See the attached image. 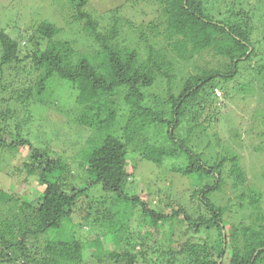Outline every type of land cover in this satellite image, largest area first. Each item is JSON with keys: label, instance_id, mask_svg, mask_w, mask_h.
I'll return each instance as SVG.
<instances>
[{"label": "trees", "instance_id": "16d2710c", "mask_svg": "<svg viewBox=\"0 0 264 264\" xmlns=\"http://www.w3.org/2000/svg\"><path fill=\"white\" fill-rule=\"evenodd\" d=\"M88 1L67 0L70 8L64 13L65 25L84 21L82 33L99 42L97 50L78 57L72 41L58 39L64 34L63 26L35 18L39 0H0V157L8 152L15 158L29 148L26 161L12 167L10 163L6 169L15 184L0 188V264H89L86 251H91L92 264H177L176 254L169 253L177 230L183 236L191 230H206L218 237L206 246L191 244L188 237L177 255L191 247L186 260L190 264H264V194L259 192L243 205L241 201L250 194L246 172L239 155L226 147L229 139L240 136L231 135L228 129V139L219 131L222 121H234L222 116L211 123L209 116L204 117L206 125L196 124L192 120L196 116L188 110L193 103L201 107L209 96L221 93L217 84L233 81L251 62L257 51L252 40L256 30L253 15L239 0H157L165 29L175 38L171 47L182 60L190 62L208 53L225 60L219 68L190 76L178 93L173 62L164 66L150 58L158 72L152 74L139 64L146 44L142 49L125 50L114 45L118 37L114 28L107 34L98 30L95 16L105 9L94 16L85 9ZM103 1L116 3L117 11L125 3ZM10 32H16L15 36ZM253 71L255 77L248 78L241 94L264 91V60ZM53 78L75 89V103L84 114L75 122L82 127L87 128L83 122L96 108H102L103 102L122 99L125 105L123 110L110 112L98 129L90 128L85 140L79 135L67 158L51 156L21 136L29 119L20 122L11 106L12 102L32 106L43 101ZM164 79L166 100H160L164 110L155 111L147 99L148 91L162 85ZM259 101L263 106L261 96ZM122 111L123 123L118 117ZM249 113L250 121L259 118L257 132H248L260 139L256 151L261 152L264 107L262 111L257 105ZM10 123L14 124L15 139L7 131H11ZM150 132H155L153 139L148 137ZM200 136L205 137L204 152L196 153L192 143L201 145ZM80 140L81 148L76 147ZM180 158L184 161L178 165L174 161ZM131 161L134 166L129 172ZM142 161L165 170L169 178L171 174L192 181L193 197L200 207L194 212L183 206L175 209L167 185L157 183L153 196L160 200L155 206L135 194V188L127 189L136 177V162ZM261 177L264 182V173ZM227 184L239 192L241 204L234 215L211 199L216 195L222 198ZM30 187L36 188L38 201L26 192ZM246 210L250 223L241 226L230 220ZM109 244L113 247L107 248Z\"/></svg>", "mask_w": 264, "mask_h": 264}, {"label": "rangeland", "instance_id": "374dc122", "mask_svg": "<svg viewBox=\"0 0 264 264\" xmlns=\"http://www.w3.org/2000/svg\"><path fill=\"white\" fill-rule=\"evenodd\" d=\"M121 1L125 3L120 11L115 9L117 6L115 5L116 3H113L112 5L109 1L103 0L88 1V5L85 9L94 16L99 10L105 9L102 13L99 12V14L95 16L99 21L98 30L102 34H107L114 28L115 34L118 36L114 45L120 49H142V46L146 44L144 51L140 53L139 64L146 67L152 74L157 75L158 72L151 63L150 58L155 59L164 66L167 65L169 60L172 61L174 65L173 75L175 76L174 87L176 92L179 93V88L182 87V84L185 80H188L190 76L203 75V70L216 69L225 64V60L220 59L211 53L203 54L190 62L182 60L171 47V43H174L175 38L171 37L169 35L170 32H167L165 29L163 16L161 15V7L157 0H120L118 2L120 3ZM257 1L258 0H239V3H242L244 8L254 17L256 30L252 40L255 43L257 51L253 59L250 63L244 65L246 68H243L242 73L233 81H230L225 85L222 81H220L219 84H217L218 82L215 83L217 84V90L221 92L218 93L217 96H209L205 102H201V107H199L196 102L188 107V110L196 116V119L192 118L193 122L196 124L201 123L202 125H206L207 122H204V117L206 118L209 116H212L210 118L211 123H215V117L221 120L222 116H224V118L227 117V119H233L234 122L231 124L227 121H222L219 126V131L221 132V135L222 133H226L225 136H222L228 139L230 138L227 134L228 132H226L228 129L232 130L230 131L231 135L240 136V139H229V144H227L226 147H229L228 149L230 151L239 155L240 159H242L241 165L246 172L248 180L246 182V188L250 194L246 196L244 201H241L244 202V206H247V204L252 202L259 192L264 194V182H262V180V183L260 182V178H262L261 176L264 173V149L261 152L256 151V148L260 146V139L256 137V134L248 132V130H255L257 132L260 127L259 118L254 122L250 121L251 114L249 112H251V109L254 110L257 105H260L263 111L264 105L262 106L263 102L259 101V96H261L264 101V91H259L257 94L253 95H245L241 94L245 92L243 88L240 89L248 81V78L255 77L253 69L257 64L262 63L264 60V42H262L264 41V39H262L264 38V3L259 4ZM28 3L29 1L26 4ZM38 5L39 8L35 14V18L41 23L44 21H53L58 25L63 26L64 34L60 35L58 39L72 41L78 57L82 53H87L99 48V42L93 40L87 33H82L83 27L85 26L84 21L80 23L77 22L70 26L65 25L67 17L64 16V13L69 11L70 8L67 0H39ZM15 34L16 32H10L12 37L15 36ZM258 42L262 43L258 45ZM150 48H152L153 53L150 52ZM56 80L57 79L54 78L49 80L47 85V88H49L47 95V97H49L48 101L46 97V99H43L41 102L37 101L36 103H32L34 104L32 106H22L21 104H15L14 102H12L11 106L12 109L17 110L18 120L20 122L29 119V123L23 128L21 136L27 139L32 146L43 151L47 150L51 156L62 157V155H65L64 158H67L68 155H72V152L70 151L71 143L76 142L79 135L85 140L87 131H89L88 135H90V130L98 129L101 122L110 112L118 108L123 110L125 109V105L124 107L122 106V99L113 102H103V104H101L103 107L96 108L94 113L88 115V120L83 122L84 126H87V128L82 127L75 122V120L81 119L84 115L82 113L83 110L75 103V89L71 85L65 84V81L62 82ZM166 94V79L163 80L162 85L159 87L156 86V88L148 91L147 99L155 111L164 110V103L160 100H166ZM9 98L10 96L6 95L5 99L9 100ZM209 101L212 102V105ZM124 114L125 111H122L118 116L122 123L125 120V117H123ZM62 118H68L70 121L67 120V122H64L66 119ZM10 125L11 131H7L11 132L15 139L16 135L12 131L14 124L10 123ZM154 134L155 132H150L148 133V137L153 139ZM200 137L202 140L201 145L195 144L196 141L192 143L194 144L192 146L194 148L193 150L196 153L204 152L205 145L203 142L205 137ZM7 138L13 140L9 135ZM164 145L167 146V144ZM76 147H82L81 140L78 141ZM27 155H29L28 147H25L15 158L13 155L8 154V152L2 153V156L0 157V169L2 170H0V188L2 187L6 190L10 184H15L12 175L6 169L10 163L11 167L15 166L16 163L20 166L27 160ZM206 156L210 158L209 155ZM211 157L213 158V156ZM20 160L24 161L19 162ZM183 161L184 160L180 158L174 162L180 165ZM254 164L256 168L253 167ZM136 165V177L131 178L129 182L131 184L128 185L127 189L130 190L132 187L135 188V194H138L140 198L149 202V205L151 204L150 206H155L160 200V198L153 196V192L159 184L161 187H164V185L168 186L167 192L170 193V203L175 209H178L179 206H183L189 212H194L197 210L198 206L200 207L197 198L193 197L195 194V188L192 181L181 179L173 175L171 176V174L169 178L168 174L165 173V170H160L157 166L147 161H142L140 163L136 162ZM130 166H134V162L131 161V165L128 167L129 172H131L132 169ZM159 175L161 176L160 180ZM174 175L179 174L174 173ZM170 179L171 181H169ZM98 188L101 187L98 186ZM224 188L225 193L222 198L219 197V195H216V197L212 196L211 199L213 202L222 205V207H227L231 211V214L234 215V213L239 210L238 206L241 204V202L237 200L239 192L233 190L231 184H227ZM26 192L32 197V200L38 201L36 188H27ZM100 196H103V194ZM247 213L248 210L243 211L242 214L241 211H239L237 217H234L236 219L231 218L230 220L232 222L236 221V223L239 224L241 223V226L245 222L250 223L251 220H248V218L245 217ZM86 230L88 229L85 228V231ZM182 234L181 231L178 232L177 230L174 235L175 237L173 236L174 241L170 244V249L172 251H169V253L174 252L176 254L177 264H190V262H186V260L191 252V247H189L183 255H177V253H180L182 250V245L188 237L191 240V244H201L203 246L212 244L218 238L217 236H211L206 230L199 231L198 233L191 230L189 233H186V236H183ZM112 247L113 246L110 244L107 245V248ZM206 248L208 247H205V249ZM137 250H140V247H138ZM169 253H166L168 257ZM217 254L218 253H216V255ZM91 258V251H86L85 261L92 264Z\"/></svg>", "mask_w": 264, "mask_h": 264}]
</instances>
